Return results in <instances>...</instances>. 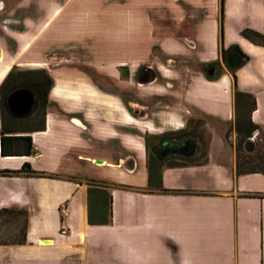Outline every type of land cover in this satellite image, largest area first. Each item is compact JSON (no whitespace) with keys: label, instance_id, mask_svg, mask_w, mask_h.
<instances>
[{"label":"crops","instance_id":"obj_1","mask_svg":"<svg viewBox=\"0 0 264 264\" xmlns=\"http://www.w3.org/2000/svg\"><path fill=\"white\" fill-rule=\"evenodd\" d=\"M180 1L193 10L188 17L181 16L184 11L179 5L164 0L176 23L188 25L184 36L192 46L181 43L182 37L158 39L156 44L164 54L176 56L194 50L201 64L218 61L221 51L233 47L244 56L236 70L220 65L215 76L197 72L186 93L188 104L211 122L228 123L233 115L235 85L237 90L253 96L255 106L249 118L264 131V48L240 35L243 29L264 35V0H223L222 15L219 0ZM156 2L160 5L163 0ZM136 5L125 3L129 25ZM197 9L204 10L202 17H197ZM139 18L144 24L142 15ZM140 29V36L133 32L129 42L132 47L138 45L139 51L145 49L144 27ZM2 30L0 23V84L10 70ZM13 30V38L22 35L19 27ZM14 41L30 39L18 36ZM59 84L56 80L53 95H57ZM153 84L145 86L152 90ZM177 85L176 81L163 83L161 89ZM170 94L174 101L180 99V91L174 89ZM173 104L181 106L180 101ZM120 109L119 118L114 112L102 116L101 112L74 110L82 117L70 119L47 113L43 130L13 134L29 136V155L22 146L13 148L5 142L6 150L17 153L0 154V170L16 171L27 164L42 177L0 176V210L26 213L25 242L0 244V264H264V176H236L234 147L222 132L213 131L204 164L162 167L161 186L173 192L149 190L146 171L145 179L144 172L135 179L132 175L136 162L122 161L125 153L141 151V147L136 144L137 135L129 131L134 116L126 106ZM140 120L146 131L163 127L158 130L160 134L168 126L181 127V119L175 115ZM111 141H118L119 150L116 145L111 147ZM94 160L101 163L95 164ZM94 170L98 172L92 174ZM91 179L110 186L109 224L86 222L85 183ZM41 240L50 244L41 246Z\"/></svg>","mask_w":264,"mask_h":264},{"label":"rangeland","instance_id":"obj_2","mask_svg":"<svg viewBox=\"0 0 264 264\" xmlns=\"http://www.w3.org/2000/svg\"><path fill=\"white\" fill-rule=\"evenodd\" d=\"M156 1L0 0V23L3 26L1 33L10 55L6 60L10 70H43L51 80V86H54L56 80L60 83L57 95L51 94L49 97L66 110H81L91 114L101 112L102 116L111 112L117 118L122 111L120 106H126L127 102L133 109L141 110V113L134 116L132 129H129L132 134L137 135L136 144H139L141 151L133 150L122 157V161L127 159L136 162L132 175L135 179L141 178L142 172L145 179L146 156L164 134L158 133V130H164L163 127L146 131L140 119L175 115L181 119V127L173 129L168 126L166 133H175L177 130L194 133L199 139L200 150L205 148L213 131L222 132L234 149L238 142L233 126L234 111L232 120L228 123L211 122L209 117L188 104V87L197 72L204 75L205 69L195 59L194 50L174 56L166 55L159 49L156 42L165 37H182L181 43L185 46H192V43L187 42L184 36L188 25L177 24L174 15L168 12L164 0L160 5ZM171 1L183 9L184 14L181 16L188 17V12H193L182 4L183 1ZM126 2L138 3L134 6L132 25L125 21ZM194 12L197 17L204 15V10L197 9ZM140 14L144 24L139 22ZM140 26L144 27L142 32L145 48L141 51L138 50V45H129L133 32L140 36ZM13 27H19L22 34L18 35L19 38L25 37L30 41L16 43L14 38L18 36L13 38ZM18 49H21L20 53ZM140 64L150 66L157 74L152 90H148L147 86L138 87L134 84V70ZM173 76H176L175 80ZM173 81L178 83L176 87L171 86L162 91L163 83L172 84ZM174 89L181 93L180 99L177 97L175 101L170 94ZM115 98L119 100L115 101ZM177 101L181 102V106L173 104ZM142 113L144 116L139 117ZM40 119L41 112H37L27 121L9 126L14 130L33 129L38 126ZM110 145H116L119 150L118 141H111ZM97 172L94 170L91 173ZM61 210L63 209L60 207L62 214ZM21 220V215L0 216V244L18 240Z\"/></svg>","mask_w":264,"mask_h":264},{"label":"trees","instance_id":"obj_3","mask_svg":"<svg viewBox=\"0 0 264 264\" xmlns=\"http://www.w3.org/2000/svg\"><path fill=\"white\" fill-rule=\"evenodd\" d=\"M220 14L222 15L223 0H219ZM221 31V21H220ZM240 35L250 43L264 48V35L250 29H243ZM234 48V47H233ZM232 49V48H231ZM10 83V84H7ZM51 81L43 70H9L5 76V83L0 84V154L2 156L16 155V151L5 149V142L13 144V148L22 146L25 155L32 152V145L29 136H13L16 132L30 133L44 129L42 117L36 128L14 130L9 125L27 121L32 115L14 117L7 112L4 99L7 93L14 89H25L32 91L47 89ZM232 105L235 114L233 126L238 142L235 148L234 174L259 173L264 176V131L254 125L249 118L250 112L254 109V98L251 94L241 92L233 85ZM238 113V114H237ZM240 113V115H239ZM254 138L255 147L250 153L242 150V143L247 138ZM159 143L152 152L146 156V187L149 190H157L162 193L173 192L162 188L161 169L162 167H182L187 165H202L206 162L207 145L199 148V139L194 133L177 131L175 133H164L160 136ZM12 148V146H11ZM27 175L42 177V174L32 172L27 164L19 170H0V176ZM86 222L88 225H106L111 222L110 211V186L96 180L86 181ZM21 215L22 220L18 226L19 238L8 244H23L25 242L26 213L17 210H0L3 215Z\"/></svg>","mask_w":264,"mask_h":264},{"label":"flooded vegetation","instance_id":"obj_4","mask_svg":"<svg viewBox=\"0 0 264 264\" xmlns=\"http://www.w3.org/2000/svg\"><path fill=\"white\" fill-rule=\"evenodd\" d=\"M229 55H236L237 57H239L241 62L244 59V56L236 48H232L224 52L221 51L218 61L215 60L212 62L200 64V65H203L205 69V74L207 76H215L220 71V65L227 68L226 60L229 58ZM171 62H174V61L171 60ZM133 81L136 86L142 87L148 84L155 83L157 81V74L155 70L151 68L150 66H147L145 64H140L134 70ZM2 82L5 83V77L2 80ZM52 89H53V86H51V83H50V86L47 89L44 88L42 90H37V88H34L32 91L27 90L32 94V103L28 111L23 116H29L37 112H41V117L44 122L46 114L49 113L48 112L49 110H51L52 112L50 113L57 114L67 119H70L72 117H80V118L82 117L80 112H77L74 110H66L64 108H61L60 105L55 100H52L49 97L52 94L51 93ZM126 110L132 116H136L138 113H141V110L139 111V110L133 109L132 105H130L128 102L126 104ZM141 116H144V113H142L139 117ZM177 131H180V130H177Z\"/></svg>","mask_w":264,"mask_h":264},{"label":"water","instance_id":"obj_5","mask_svg":"<svg viewBox=\"0 0 264 264\" xmlns=\"http://www.w3.org/2000/svg\"><path fill=\"white\" fill-rule=\"evenodd\" d=\"M227 68L229 70H236L241 61L236 55H229L226 60ZM5 108L7 112L15 115L16 117H22L29 109L32 103V94L25 89H15L10 92L5 97ZM255 143L253 137L247 138L242 143V150L246 153H250L254 150ZM95 164H100L101 161L94 160ZM43 242H48L47 240H42Z\"/></svg>","mask_w":264,"mask_h":264},{"label":"bare ground","instance_id":"obj_6","mask_svg":"<svg viewBox=\"0 0 264 264\" xmlns=\"http://www.w3.org/2000/svg\"><path fill=\"white\" fill-rule=\"evenodd\" d=\"M49 244H50L49 241H48V242H43L42 240L39 241V245H41V246H47V245H49Z\"/></svg>","mask_w":264,"mask_h":264},{"label":"built area","instance_id":"obj_7","mask_svg":"<svg viewBox=\"0 0 264 264\" xmlns=\"http://www.w3.org/2000/svg\"><path fill=\"white\" fill-rule=\"evenodd\" d=\"M62 212H64V210H61ZM60 234H64L63 230H60Z\"/></svg>","mask_w":264,"mask_h":264}]
</instances>
